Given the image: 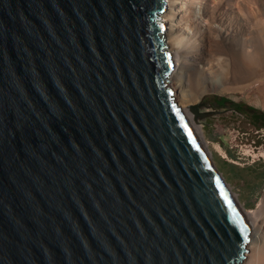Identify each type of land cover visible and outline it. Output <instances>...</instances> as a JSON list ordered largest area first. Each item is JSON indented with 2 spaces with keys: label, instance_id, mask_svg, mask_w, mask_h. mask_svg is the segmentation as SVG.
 I'll list each match as a JSON object with an SVG mask.
<instances>
[{
  "label": "water",
  "instance_id": "95a60500",
  "mask_svg": "<svg viewBox=\"0 0 264 264\" xmlns=\"http://www.w3.org/2000/svg\"><path fill=\"white\" fill-rule=\"evenodd\" d=\"M166 6L0 0V264L245 257L250 225L168 83Z\"/></svg>",
  "mask_w": 264,
  "mask_h": 264
},
{
  "label": "rangeland",
  "instance_id": "374dc122",
  "mask_svg": "<svg viewBox=\"0 0 264 264\" xmlns=\"http://www.w3.org/2000/svg\"><path fill=\"white\" fill-rule=\"evenodd\" d=\"M189 1L193 4L182 17V21L187 23L184 24L187 27L184 40L197 44L202 41L201 30L206 19L201 14L203 9L200 2ZM209 3L213 2L209 0ZM221 3L224 9L228 6L246 11L247 28L241 36L227 37L223 32L224 26L217 25V22L211 23L210 26L215 30L210 33V50L213 57H217L216 65L225 79L222 86L205 91L199 99L188 104L204 101L208 106H201L200 111H219L198 117L196 124L202 141L230 191L242 208L248 210L256 206L264 191V155L257 153L254 156L248 150L252 139L259 143L264 137V0H221ZM192 11L196 16L199 15L200 25L189 20V12ZM246 53L252 54V60L247 64H251V67L244 65ZM241 62L244 70L238 69L236 64ZM189 87L186 86L185 91ZM231 101L240 103L241 109L232 108L229 104ZM216 102L220 103L218 107L214 105ZM257 129L261 132H256ZM262 248L264 243L256 253L258 256H255L254 264H264Z\"/></svg>",
  "mask_w": 264,
  "mask_h": 264
},
{
  "label": "bare ground",
  "instance_id": "6f19581e",
  "mask_svg": "<svg viewBox=\"0 0 264 264\" xmlns=\"http://www.w3.org/2000/svg\"><path fill=\"white\" fill-rule=\"evenodd\" d=\"M195 1L196 3L200 2L202 6L201 8L203 9L201 14L204 19H206V22L204 21L205 25L203 29L201 27L202 41L200 43L196 44L194 41L189 42L184 40V34L187 28L184 24L187 25V23L182 21V17L186 13L187 8L193 4L189 0H166V9L165 11L157 14V20L165 23L166 25V29L160 34H163L164 42L168 46L172 57V71L167 77L168 83L173 86L175 90V100L182 106L184 114L191 127L203 147L207 150L204 142L202 141L200 131L198 130L199 127L196 124V119H194V114L190 112L187 105H189L188 103L199 99L205 91L214 90L215 88L222 86L225 79L216 65L217 57L214 58L215 56L213 57L210 50V33L212 30H215L210 25L211 23L217 22V25L224 26L223 32H225L227 37H230L231 35L241 36L247 28L248 17L245 13L246 11H240L239 9L234 10L235 8L232 9L228 6L224 9V7H222L221 0H211L213 2L212 4L209 3V0ZM189 13L191 18L189 20H192V23L200 25V21H198L199 15L196 16V13L193 11ZM216 30L218 31V28ZM250 55L252 54L246 53V62L244 65L247 67H251V64L247 65L249 64V60L250 62L252 60ZM242 63L243 62L236 64H238V69L244 70V65ZM188 85L190 87L189 89L187 88V91H185V87ZM209 153L210 152L208 151V154ZM233 197L235 196L233 195ZM236 202L241 208V211L251 228L247 251L245 253V257L239 264H254L256 253L260 248V245H263L264 243V191L256 203V206L252 209L244 210L237 199Z\"/></svg>",
  "mask_w": 264,
  "mask_h": 264
},
{
  "label": "built area",
  "instance_id": "2783aa9c",
  "mask_svg": "<svg viewBox=\"0 0 264 264\" xmlns=\"http://www.w3.org/2000/svg\"><path fill=\"white\" fill-rule=\"evenodd\" d=\"M260 129H257L256 132H261L259 131ZM264 134V133H263ZM249 152L251 154H254V156L257 155V153H259L258 155H264V137L261 138V141L259 143H256V141L254 139H252L249 144Z\"/></svg>",
  "mask_w": 264,
  "mask_h": 264
},
{
  "label": "trees",
  "instance_id": "16d2710c",
  "mask_svg": "<svg viewBox=\"0 0 264 264\" xmlns=\"http://www.w3.org/2000/svg\"><path fill=\"white\" fill-rule=\"evenodd\" d=\"M229 104H230V106H231L232 108H234V109H236V110H240V109H241V105H240V103L232 102V101H231ZM214 105H217L216 107H218V106L220 105V103H219V102H216ZM254 122H256V120H255Z\"/></svg>",
  "mask_w": 264,
  "mask_h": 264
}]
</instances>
